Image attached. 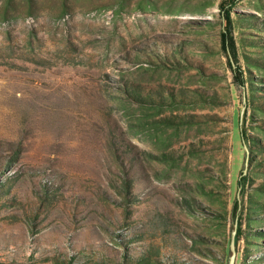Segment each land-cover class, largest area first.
<instances>
[{
  "label": "rangeland",
  "instance_id": "1",
  "mask_svg": "<svg viewBox=\"0 0 264 264\" xmlns=\"http://www.w3.org/2000/svg\"><path fill=\"white\" fill-rule=\"evenodd\" d=\"M219 2L0 0V157L13 150L22 153L6 173L19 174L12 190L19 203L0 209V264L23 262L22 256L33 250L23 220L40 203L35 189L40 190L43 181L57 184L59 197L46 209L52 215L47 220L50 227L35 235L44 241L42 246L47 242L64 243L69 235L76 240L95 241L73 224V218L80 219L88 212L81 200V205L73 208L76 196L95 209L101 219L105 215L121 217L122 211L113 203L117 196L112 185L118 182L113 140L117 146L129 145V153L139 160L136 189L144 199L138 206L140 213L146 217L154 209L171 211L188 234L224 242V255L229 260L238 217L231 211L225 217L215 215L225 204L230 209L235 197L240 199L237 182L246 160L237 109H243L244 92H235L233 73L222 48ZM207 5L210 7L204 11ZM256 5L264 10V0H243L237 11L260 16ZM193 19L211 20L213 29L192 33L190 29L196 26L189 22ZM239 35L237 32L235 37L241 47ZM159 41H207L216 53H206L198 43L188 47L204 62L207 76L193 68L155 70L127 61L136 49L152 47ZM123 78L185 96L207 90L226 104L175 112L184 118L199 116L205 121L199 125L184 124L164 131L149 125L138 127L146 110L138 105L117 108V88ZM238 97L240 104L235 100ZM164 116L174 114L167 112ZM122 134L125 142L121 141ZM201 143L209 146L200 156L189 158L185 154L191 145ZM162 152L183 158L174 166L148 161V153ZM198 182L207 183L216 193L212 199L199 198L209 206L205 213L188 216L177 201L186 194L188 185ZM40 208L43 211L44 206ZM260 228L264 231V223ZM262 242L264 245V239ZM235 246V264L246 255L261 253L247 252L244 240Z\"/></svg>",
  "mask_w": 264,
  "mask_h": 264
},
{
  "label": "trees",
  "instance_id": "2",
  "mask_svg": "<svg viewBox=\"0 0 264 264\" xmlns=\"http://www.w3.org/2000/svg\"><path fill=\"white\" fill-rule=\"evenodd\" d=\"M242 1L220 0L218 14L219 22L223 25L220 40L233 73V86L235 92L238 89L244 92L242 106L245 107V112L242 119L239 116L238 126L247 166L245 162L237 182L240 199L235 197L230 209L229 205L225 204L215 216L225 217L230 211L236 214L239 224L237 244L244 240L247 252L261 251L259 256H244V260L239 264H259L264 263V231L260 228V224L264 223V10L260 5H256L255 11L260 13V16L239 12L237 7ZM209 7L205 6L204 11ZM189 23L196 26L190 29L192 33L200 29H213L211 20L193 19ZM237 32L240 34L241 47L235 37ZM195 43L198 42L159 41L152 47L136 49V53L127 57V61L137 67L146 64L155 70L181 71L193 68L198 74L206 77L204 62L191 54L193 48L188 50V47ZM199 46L208 54L216 53L207 41H200ZM117 90L119 97L116 107L119 110L138 105L146 112L143 124L137 126L146 128V125H149L162 131L176 130L184 124L192 126L205 122L199 116L189 115L184 118L175 112L197 106L216 107L226 104L218 95L210 94L207 90H197L192 96L178 95L169 88H151L124 78ZM235 100L240 104L239 97ZM237 111L241 113L240 108ZM167 112L174 116H164ZM207 118L214 120L212 116ZM121 136V141L125 142L124 135ZM113 143L118 163V178L115 180L118 182L112 185L117 199L113 200V203L122 211L121 217L113 219L105 215V218L101 219L95 209L76 196L73 208L79 207L82 201V206L84 205L88 212L82 213L80 219L73 218V224L83 229L84 236L95 241L76 240L74 236L69 235L64 243L47 242L42 246L44 241L35 235L50 227L47 220L52 215L46 212V209L54 204L52 200L55 201L59 197L58 185L51 180L43 181L42 188L35 189L41 199L40 203L35 211L25 215L23 220L33 250L28 256H22L25 257L23 262L12 260L4 264H209L205 263V260L215 264H228L224 255V242L203 234H188L179 226L171 211L154 209L146 217L140 213L138 206L144 199L136 189V168L139 160L129 153L132 150L129 145L123 143L124 147L117 146L115 140ZM208 146L206 143L191 145L185 154H188L189 158H196ZM21 156L20 150H13L8 156L0 157V178H5L0 179V209L19 203L17 195L12 193L19 174L6 173ZM182 158L183 155L168 152H162L160 155L148 153L149 162L157 161L170 166H174ZM188 186L189 188L185 189L186 194L177 204L188 216L198 214V211L205 213V207L208 205L199 198L212 199L216 190L204 182ZM78 203L80 204L77 205ZM41 205L44 206L43 211ZM244 224L248 226L246 230L243 229ZM38 245L39 247H35Z\"/></svg>",
  "mask_w": 264,
  "mask_h": 264
},
{
  "label": "water",
  "instance_id": "3",
  "mask_svg": "<svg viewBox=\"0 0 264 264\" xmlns=\"http://www.w3.org/2000/svg\"><path fill=\"white\" fill-rule=\"evenodd\" d=\"M244 112H245V107H243L242 111H241V119L244 115ZM247 166V165H246ZM237 223L233 229V232H232V238H231V242H230V251H231V256L229 257V260H228V264H235L236 262V257H237V253H236V235H237Z\"/></svg>",
  "mask_w": 264,
  "mask_h": 264
}]
</instances>
